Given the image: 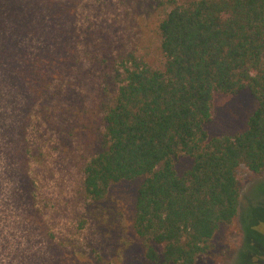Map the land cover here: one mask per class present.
<instances>
[{"label": "rangeland", "instance_id": "1", "mask_svg": "<svg viewBox=\"0 0 264 264\" xmlns=\"http://www.w3.org/2000/svg\"><path fill=\"white\" fill-rule=\"evenodd\" d=\"M163 1L0 0V149L12 166L0 174L11 202L0 215L23 219L5 232L0 256L8 264H155L133 225L142 179L113 183L93 200L83 190V169L101 147L113 66L127 52L159 43ZM256 107L247 89L216 91L209 134L243 131ZM192 162L181 154L179 174ZM238 178L240 216L217 232L198 264H252L245 231L264 234V171L241 166Z\"/></svg>", "mask_w": 264, "mask_h": 264}, {"label": "trees", "instance_id": "2", "mask_svg": "<svg viewBox=\"0 0 264 264\" xmlns=\"http://www.w3.org/2000/svg\"><path fill=\"white\" fill-rule=\"evenodd\" d=\"M163 2L159 43L129 51L113 66L116 87L102 105L101 147L84 165L83 190L100 200L111 184L141 178L133 225L146 258L198 264L217 232L240 216L241 166L264 171V0ZM245 89L257 102L246 128L211 136L214 93ZM181 154L193 162L179 174ZM10 164L0 149V174ZM4 195L0 188L3 210L11 208ZM0 217L1 248L8 244L5 232L23 219ZM245 235L252 243L247 260L253 264L258 256L255 264H264V234ZM7 258L0 263H10Z\"/></svg>", "mask_w": 264, "mask_h": 264}, {"label": "flooded vegetation", "instance_id": "3", "mask_svg": "<svg viewBox=\"0 0 264 264\" xmlns=\"http://www.w3.org/2000/svg\"><path fill=\"white\" fill-rule=\"evenodd\" d=\"M249 239H250V237H249Z\"/></svg>", "mask_w": 264, "mask_h": 264}]
</instances>
